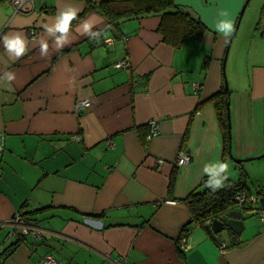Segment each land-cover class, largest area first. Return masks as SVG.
<instances>
[{"label": "crops", "instance_id": "crops-1", "mask_svg": "<svg viewBox=\"0 0 264 264\" xmlns=\"http://www.w3.org/2000/svg\"><path fill=\"white\" fill-rule=\"evenodd\" d=\"M98 1L31 0L14 14L0 0V38L19 33L27 45L13 59L0 39V264H44L47 256L58 264H264L260 217L222 246L190 221L184 202L207 187L203 169L217 162L228 164L229 181L245 172L246 195L264 197V0L247 4L224 74L231 35L216 26L230 22L233 32L246 0H173L206 28L179 49L163 43L159 17L113 26L92 9ZM67 7L78 13L57 49L44 26ZM85 21L103 30L99 38L81 34ZM225 83L226 150L214 102L221 98L213 100ZM82 100L90 107H77ZM152 119L158 133L148 140ZM180 151L190 160L177 167ZM22 211L43 238L37 229L13 234Z\"/></svg>", "mask_w": 264, "mask_h": 264}, {"label": "trees", "instance_id": "trees-1", "mask_svg": "<svg viewBox=\"0 0 264 264\" xmlns=\"http://www.w3.org/2000/svg\"><path fill=\"white\" fill-rule=\"evenodd\" d=\"M92 9L105 17L113 26H118L121 18L137 19L144 13L157 16L159 17L158 33L163 43L174 49H179L187 39L199 40L206 32L204 24L197 17L193 16L187 9L177 5L173 0H99L97 3L92 2ZM147 77L145 76V79ZM226 94V90L222 86L221 90L213 96V100L217 96L221 98L220 101L214 102L223 134L224 150H226L228 139L226 110L222 99L223 95ZM245 178V172H241L237 182L225 180L224 186L216 191H212L208 187L203 190L192 191L184 200L190 211V221L204 226L206 221L213 220L226 207L227 209L233 208L235 205L234 196L244 191ZM208 180L209 176L205 178L206 182ZM173 181L174 176L172 175L170 185ZM168 192H171L170 187ZM257 193L260 195V192ZM216 242L221 243L219 240ZM231 242V244H236L239 241L233 240Z\"/></svg>", "mask_w": 264, "mask_h": 264}, {"label": "clouds", "instance_id": "clouds-1", "mask_svg": "<svg viewBox=\"0 0 264 264\" xmlns=\"http://www.w3.org/2000/svg\"><path fill=\"white\" fill-rule=\"evenodd\" d=\"M78 13V9L67 7L66 9L59 11L56 16V22L51 25H45V31L47 34H51L55 36V44L57 49L62 48L65 44L69 43L68 41V33L71 28L72 21L76 18ZM83 31L82 35L89 36L92 38H99L103 30L93 32V24L91 22L85 21L81 25ZM216 30L222 33L226 38L231 35L233 30V26L230 22L221 21L217 24ZM59 33V35H56ZM3 44L10 57L13 59H19L22 57L27 51V45L25 38L16 33L15 35L5 34L2 38ZM48 44L47 42H42L40 45V53L42 56L47 55ZM5 77L8 81H11L15 78L13 73H5ZM83 106L85 108L90 107L88 102H84ZM204 173L209 175V180L206 182V186L210 188L212 191H216L217 189L224 186V181L228 179V164L224 162H217L213 166L205 165L203 169Z\"/></svg>", "mask_w": 264, "mask_h": 264}, {"label": "water", "instance_id": "water-1", "mask_svg": "<svg viewBox=\"0 0 264 264\" xmlns=\"http://www.w3.org/2000/svg\"><path fill=\"white\" fill-rule=\"evenodd\" d=\"M250 0H246L245 3L243 4L237 18L236 26L234 31L232 32L230 36V41L228 42L224 54V58L222 61V72L223 74L225 73V63H226V58H227V53L229 50L230 42L232 37L234 36L236 29L238 27L239 21L243 15V12ZM264 18V14H263ZM260 36L264 37V25L259 33ZM225 89H227V84H224ZM228 106V104H227ZM258 203L261 206V208L264 211V197L258 199ZM19 219L22 221L21 223H17L13 221L14 227L20 228V231H13L14 235H19V236H26L29 234L30 231V224L26 221L25 219V212H20L18 213ZM250 218L249 215L245 216L243 214V211H237V210H230L229 212L225 213L224 215L220 216L219 218L212 220L209 224H206L204 226L205 231L207 232L208 236L212 238L213 240H222L225 244L231 243V241H239V237L243 230L245 229V221ZM38 232H36L41 238H43V232L41 229L37 228ZM237 238V239H236Z\"/></svg>", "mask_w": 264, "mask_h": 264}, {"label": "built area", "instance_id": "built-area-1", "mask_svg": "<svg viewBox=\"0 0 264 264\" xmlns=\"http://www.w3.org/2000/svg\"><path fill=\"white\" fill-rule=\"evenodd\" d=\"M7 1H8V4L12 7L14 14H20V13L22 14V13L27 12V6L26 5L31 0H7ZM28 34H29V37H31L32 40H35L36 36L34 35V33L32 31H28ZM124 66H125V64H120V63L116 64V67H118V68L124 67ZM85 101L88 102L87 100L79 101L77 103V107L83 106V103ZM148 126H149V130L147 132L146 139L149 140V139H151L153 136H155L158 133V127H157L156 121L153 120V119L149 120ZM189 160H190L189 154L187 152L180 151L177 154V158L175 160V165L176 166L186 165L189 162ZM161 162L162 161H159V163H161ZM235 201H236L238 206H241V205H243L244 202L247 201V199H246V197L243 194H237L235 196ZM13 220L15 222H17V223H21L22 222L19 219V215L18 214L15 215ZM261 220H263V218H261ZM184 241H185V239L182 238L181 242H180V245H179V247L181 249H184ZM43 263L44 264H58V262L53 257H46L43 260Z\"/></svg>", "mask_w": 264, "mask_h": 264}, {"label": "bare ground", "instance_id": "bare-ground-1", "mask_svg": "<svg viewBox=\"0 0 264 264\" xmlns=\"http://www.w3.org/2000/svg\"><path fill=\"white\" fill-rule=\"evenodd\" d=\"M237 194H243L246 197V199H247V201L244 202L243 205H241V206H238L237 203H236V201H235V196ZM237 194L234 196V204H235L234 207L233 208H230V209H227V207H226L213 220L219 218L220 216L224 215L225 213H227V212H229L230 210L233 209V210H237V211H243V214L245 216H247V215H249V216L254 215V216L260 217V221L263 222L264 221V211H263V209L261 208V206L258 203V199H260V198L254 197L252 195H246L245 192H239ZM15 215H14V217H15ZM14 217H13V219H14ZM261 218H263V220H261ZM211 221L212 220L207 221L206 224H209ZM34 230H36V229L30 225V231L33 232ZM219 242H221V243H219V245H222L223 246V244H225L222 240H219Z\"/></svg>", "mask_w": 264, "mask_h": 264}, {"label": "rangeland", "instance_id": "rangeland-1", "mask_svg": "<svg viewBox=\"0 0 264 264\" xmlns=\"http://www.w3.org/2000/svg\"><path fill=\"white\" fill-rule=\"evenodd\" d=\"M251 1V0H250ZM250 1L248 2L249 3V8H250ZM247 8H248V6H247ZM247 8H245V11H244V13H243V15H242V18L241 19H243V17L244 18H246V16L248 15V13H249V8L247 9ZM120 64H125V63H120ZM255 216L254 215H252L250 218H254Z\"/></svg>", "mask_w": 264, "mask_h": 264}]
</instances>
